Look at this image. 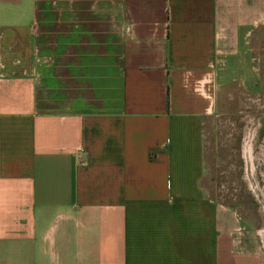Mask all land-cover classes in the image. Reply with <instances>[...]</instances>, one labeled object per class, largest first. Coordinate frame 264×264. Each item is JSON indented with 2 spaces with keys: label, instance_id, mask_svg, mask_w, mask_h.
Listing matches in <instances>:
<instances>
[{
  "label": "crops",
  "instance_id": "1",
  "mask_svg": "<svg viewBox=\"0 0 264 264\" xmlns=\"http://www.w3.org/2000/svg\"><path fill=\"white\" fill-rule=\"evenodd\" d=\"M222 88L264 108V0H0V264H264Z\"/></svg>",
  "mask_w": 264,
  "mask_h": 264
},
{
  "label": "rangeland",
  "instance_id": "2",
  "mask_svg": "<svg viewBox=\"0 0 264 264\" xmlns=\"http://www.w3.org/2000/svg\"><path fill=\"white\" fill-rule=\"evenodd\" d=\"M214 107V115L206 120L205 128L209 129L211 139L214 127L221 130L218 138L228 144V150L224 153L231 152L229 158L233 164L221 166L220 175H214L212 168L206 177V186L210 190H220L223 204L234 206L243 214L252 229L253 240L262 246L264 252V161L257 154L259 142L256 136L260 131L251 133L257 122H261L264 108H261V102L255 101L253 97L247 98L237 88L220 89ZM248 141L253 143L255 149L251 164V160L247 161L244 157L243 161L240 156V144ZM226 158L223 156V159Z\"/></svg>",
  "mask_w": 264,
  "mask_h": 264
}]
</instances>
